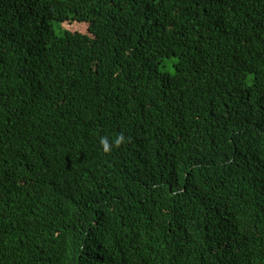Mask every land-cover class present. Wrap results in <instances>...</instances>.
<instances>
[{
    "label": "trees",
    "instance_id": "16d2710c",
    "mask_svg": "<svg viewBox=\"0 0 264 264\" xmlns=\"http://www.w3.org/2000/svg\"><path fill=\"white\" fill-rule=\"evenodd\" d=\"M0 264H264V0H0Z\"/></svg>",
    "mask_w": 264,
    "mask_h": 264
},
{
    "label": "rangeland",
    "instance_id": "374dc122",
    "mask_svg": "<svg viewBox=\"0 0 264 264\" xmlns=\"http://www.w3.org/2000/svg\"><path fill=\"white\" fill-rule=\"evenodd\" d=\"M53 28L54 31L56 33V35L60 34V29L58 27V24L53 22ZM176 62V58H166L164 60H162L161 63L158 64L157 68L158 71L161 73H167L169 75H173L174 73V68H173V64ZM250 79V76H249Z\"/></svg>",
    "mask_w": 264,
    "mask_h": 264
},
{
    "label": "clouds",
    "instance_id": "9594fccd",
    "mask_svg": "<svg viewBox=\"0 0 264 264\" xmlns=\"http://www.w3.org/2000/svg\"><path fill=\"white\" fill-rule=\"evenodd\" d=\"M123 139V137H120L117 141H116V143L118 144V143H120V141ZM107 148H108V145H107V143L105 142V149L107 150Z\"/></svg>",
    "mask_w": 264,
    "mask_h": 264
}]
</instances>
